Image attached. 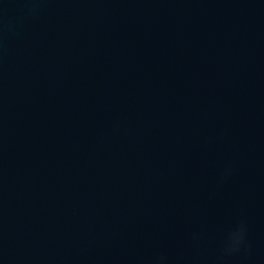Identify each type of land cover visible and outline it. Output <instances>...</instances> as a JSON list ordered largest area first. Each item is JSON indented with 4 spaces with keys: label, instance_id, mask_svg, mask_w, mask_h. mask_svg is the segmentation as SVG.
I'll use <instances>...</instances> for the list:
<instances>
[{
    "label": "water",
    "instance_id": "obj_1",
    "mask_svg": "<svg viewBox=\"0 0 264 264\" xmlns=\"http://www.w3.org/2000/svg\"><path fill=\"white\" fill-rule=\"evenodd\" d=\"M0 264H264V0H0Z\"/></svg>",
    "mask_w": 264,
    "mask_h": 264
}]
</instances>
